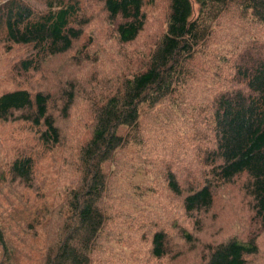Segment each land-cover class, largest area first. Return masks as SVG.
<instances>
[{
	"label": "trees",
	"instance_id": "trees-1",
	"mask_svg": "<svg viewBox=\"0 0 264 264\" xmlns=\"http://www.w3.org/2000/svg\"><path fill=\"white\" fill-rule=\"evenodd\" d=\"M164 6L159 40L147 55L135 56L137 52L129 48ZM232 13L244 24L232 36V47L224 52L217 43L231 33L216 29L222 26L223 17L234 19ZM91 26L92 37L87 34ZM0 43L5 49H26L27 55L11 66L17 73L37 70L48 59L70 53L73 57L94 54V62L99 63L88 90L79 93V100L84 102V96L88 100L81 117L72 110L79 83L70 82V88L77 89L63 90L62 102L54 109L50 100L56 97L42 91L17 89L0 94V123H25L37 144L20 154L10 148L13 153L4 163L7 174L13 183L28 187L40 178L41 198L35 204H23L12 194L9 208L25 227L28 222V227L36 222L46 226L55 218L62 219L59 237L64 238L56 242V253L44 264L101 261L97 244L107 245L108 240L98 237H103V225L111 213V200L107 202L106 196L111 179L104 165L115 163V152L128 142L133 146L144 140L142 120L152 114L157 131L166 133L162 126L168 127L172 146L195 147L200 160L196 163L184 152L176 172L170 167L164 170L167 194L178 200L186 221L169 225L183 247L172 253L166 226L129 217L126 231L134 232L133 226L142 225L144 236L132 243L144 247H128L123 252L112 246L110 256L119 254L126 264L135 260L170 264L186 257L185 249H189L197 252L199 264H247L250 256L259 253L252 233L245 240L230 237L225 241L202 240L196 233L203 228L199 216L210 213L217 199H225L224 192L232 191L238 180L243 182L240 189L264 231V0H0ZM111 44L118 48V58L106 66V50ZM209 47L214 51L208 60L195 64L198 54L205 55ZM96 49L100 51L93 52ZM59 101L57 98L56 103ZM78 125L88 130L74 154L78 188L61 192L48 175L55 165L68 164L64 151L57 155L55 150L67 147V134ZM47 159L50 163L45 166ZM39 166L44 171L41 174H37ZM197 176H202L198 184L188 183ZM179 177L187 183L185 188ZM6 197L0 194V198ZM160 214L155 212V216ZM214 218L218 230L223 229L224 216ZM1 221L0 208V264H29L22 254L27 253L26 237L32 236L22 237L24 225ZM201 255L207 257L203 260Z\"/></svg>",
	"mask_w": 264,
	"mask_h": 264
},
{
	"label": "rangeland",
	"instance_id": "rangeland-1",
	"mask_svg": "<svg viewBox=\"0 0 264 264\" xmlns=\"http://www.w3.org/2000/svg\"><path fill=\"white\" fill-rule=\"evenodd\" d=\"M32 2V0H28ZM41 9L42 7H37ZM90 10V9H89ZM149 10V9H148ZM165 6L161 10L160 14L155 13L148 22L145 32H143L137 43L131 46L129 49L136 51L135 56L141 57L147 55L149 50L154 46L157 40H159L158 32L162 24L164 17ZM148 14V11H147ZM234 19L223 17L219 24L222 23L219 32L230 34L221 40V43H217L221 46L224 52H228L232 47L231 41L235 40L232 36H236L242 30L244 21L238 16ZM94 18V17H92ZM148 18L150 15L148 14ZM239 18V19H237ZM93 27H97L92 23ZM89 29L87 34L92 37L94 30ZM105 26H102V28ZM245 36V35H244ZM223 37L219 36L218 38ZM246 37V36H245ZM247 38V37H246ZM215 40V39H214ZM238 42L241 44L239 39ZM214 44L213 46H216ZM217 48V47H216ZM26 49L18 50L5 49L0 43V94L5 91H13L17 89H26L30 92L42 91L47 95L56 97L53 101L50 100V105L54 109L56 104L59 105L62 102L61 94L65 90H76L77 88H70V82L73 84L79 83L78 95L76 102L72 108L76 112L77 117H81L85 107L86 96L82 97L84 102L79 100V93L82 95L83 90H88V81L92 77V72L97 71L99 63H95L94 59L96 55L86 53L84 57L75 56L72 53L64 56H57L50 58L37 70H30L27 73H17L12 69V65L24 58L27 55L24 53ZM96 49L93 52H98ZM106 51H109L107 57L104 59V65L108 66L113 59L114 61L119 50L113 44L108 47ZM214 48H208L205 55L199 53L195 64L205 63L208 60V55L212 54ZM84 60H81L83 59ZM117 64V61H116ZM120 67H118L119 69ZM73 79V80H72ZM213 82L207 84L212 85ZM78 87V86H77ZM68 90V91H69ZM57 98L60 99L56 103ZM167 107H165L166 109ZM157 108H155L156 110ZM71 111V110H70ZM159 119L156 123L159 124ZM76 124V122H74ZM142 132L145 134L140 143H136L133 146H128V143L122 147V150H117L116 161L112 164L104 165V171L109 175L110 181L108 182V189L106 192L107 202L109 203L110 214H107L105 224L103 225V237H98L100 240L107 238L108 244L98 246V256L101 261L98 264H108L107 260L110 258L109 264H126L124 257L112 252L109 254L111 247H118L123 252H128L129 248H142L141 244L133 245L132 242L136 238L144 236V232L140 231L142 225L133 226L134 232L127 229V220L129 217L140 220H149L152 224H158L166 226L167 231L171 237H169L170 244L169 249L172 253H175L178 247H183V243L180 241V237H177V233L174 232L169 225L170 224H184L186 221L183 219L181 212V205L177 204L176 199L168 196L164 185V173L167 167L175 170L179 169L183 162V157L186 153L194 157L196 163L200 162L197 159L195 147L182 148L181 145L176 147L170 144V133L168 127L163 129L166 131L156 130L155 120L152 116H149L142 120ZM146 125L148 130L144 127ZM71 127V124H70ZM31 130L25 123L22 122H4L0 123V194L7 195L6 198H0L1 208V223L14 226L24 225L18 218L11 212L9 203L11 202V195L23 204H35V202L41 198L38 188L40 178L37 176L38 183H33L32 186H26L24 183L16 181L12 182L11 178L7 174V166L5 161L11 158L10 148L16 151L18 154L22 153L25 148H37V144L30 136ZM67 133V131H66ZM63 135V133H62ZM70 136V142L65 146L55 150L59 155L61 150L64 151L68 164L57 168L54 166V170L51 169V173L48 178L55 181V186L61 192H67L69 189L78 188L76 184L77 174L75 173L74 154L78 149L81 142H83L88 136V130L78 125L77 129L73 132H68ZM62 137V136H61ZM63 138V137H62ZM132 137L129 136V140ZM171 140V139H170ZM118 151H120L118 153ZM186 152V153H184ZM72 154V159L69 155ZM69 161L72 163L70 164ZM48 159L45 161V166L49 164ZM124 165H127L124 168ZM123 166V167H122ZM124 168V169H123ZM201 171L205 169L202 165H199ZM123 169V170H122ZM122 172L115 178H111L112 173ZM46 170V172H48ZM41 166L37 169V174L43 173ZM202 176L189 179L188 183L196 185L199 183ZM46 180V179H45ZM44 180V181H45ZM182 186L185 188L187 183L179 177ZM42 183V182H41ZM40 183V185H41ZM243 182L238 180L235 188L232 191L226 190L224 192L225 199H217L216 205L212 207V211L208 214H201L199 216L203 228L200 232L196 233V238L205 240L212 239L214 241H225L230 237H236L237 239L245 240L249 234L256 235V243L258 246V254L250 256L247 259V264H264V231H261L260 224L251 212L248 204V199L244 192L241 191L240 186ZM228 197V198H227ZM183 211V209H182ZM155 212H161L159 216H155ZM222 214L224 220L222 222L223 229L218 230L219 224L216 222L214 216ZM157 217V218H156ZM30 221H33L30 220ZM138 221V222H139ZM43 223L45 220L42 221ZM29 222L24 225V237L26 234L32 237H26L25 247L27 253H23L22 257H27L29 264H44L48 256L54 251L56 242L61 238L59 237V229L62 224V219H53L46 226H43L40 222H36L33 227H28ZM123 231V233H121ZM23 233V231H22ZM146 238V237H145ZM143 243V242H142ZM111 245V246H108ZM186 257H181L177 260H173L170 264H199V255L195 251L185 249ZM109 254V255H108ZM112 257V258H111ZM203 260L207 255H201ZM136 263L132 264H149L141 260H135ZM169 264V261H166ZM14 264V262H12Z\"/></svg>",
	"mask_w": 264,
	"mask_h": 264
}]
</instances>
